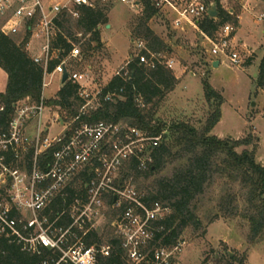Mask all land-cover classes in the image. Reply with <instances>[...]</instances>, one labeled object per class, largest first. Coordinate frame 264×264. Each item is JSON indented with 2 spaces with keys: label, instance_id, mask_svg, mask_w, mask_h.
<instances>
[{
  "label": "built area",
  "instance_id": "2783aa9c",
  "mask_svg": "<svg viewBox=\"0 0 264 264\" xmlns=\"http://www.w3.org/2000/svg\"><path fill=\"white\" fill-rule=\"evenodd\" d=\"M109 1L131 10L141 7L140 0H70V8L46 5L42 0H0V33L8 37L29 33V39L41 42L32 60L43 69L42 87L47 76H57L61 87L65 72L66 82L78 86V97L83 101L75 119L65 123L57 117L52 120L61 128L52 138V127L42 122V98L38 105L28 99L14 104L11 117L0 124V264H103L114 247L104 239L90 245L85 242L90 234H100L99 230L118 241L121 264H177L179 240L171 247L152 245L154 232L162 229L155 224L169 216V208L159 203L147 207L142 195L130 189L133 178L123 179L121 173L132 164L139 173L146 172L161 136L153 137L122 122H81L74 126L102 103L119 99L123 90L101 98L102 89L89 90L93 82L88 72L73 71L66 64L82 58L79 48L72 44L64 54L53 47L57 34L54 19L61 11H68L76 19L78 13L73 8L93 9L96 2ZM149 1L157 11L175 16L172 24L176 30L184 25L196 29L205 18H211V9L217 13L219 8L234 17L233 10H225L221 0H186L182 9L173 0ZM233 1L242 10L248 9L247 0ZM235 32L236 26L227 23L207 41L210 56L217 63L239 68L248 50L243 42L236 41ZM135 47L134 58L139 64L152 67L157 61L172 69V61L161 63L163 55L152 54L143 41L135 42ZM51 63L55 65L48 72ZM121 70L114 76L126 79L127 72L121 74ZM55 146L57 149L47 158L46 152ZM81 178L87 181L81 184ZM77 185L82 186L75 188ZM69 187L75 189L70 201ZM58 201L61 209L54 213Z\"/></svg>",
  "mask_w": 264,
  "mask_h": 264
},
{
  "label": "trees",
  "instance_id": "16d2710c",
  "mask_svg": "<svg viewBox=\"0 0 264 264\" xmlns=\"http://www.w3.org/2000/svg\"><path fill=\"white\" fill-rule=\"evenodd\" d=\"M113 4L112 1L105 4L96 2L93 9L73 8L78 13L76 19L68 11H61L54 19L57 34L53 47L62 49L66 54L73 42L78 43V35L82 38L88 36L91 44L100 46L98 27L106 25L107 13ZM140 5L141 17L133 30V38L146 42V48L150 52L158 53L164 45L147 25L158 11L149 0H140ZM215 19L205 18L198 25L200 32L208 38H213L224 24L229 23L236 27L238 25L234 17L228 16L219 8ZM28 41L29 33L24 35L19 44L0 33V69L7 77L5 91L0 93V124H4L11 117L14 104L28 99L32 104L38 105L41 101L43 69L29 55ZM54 65L55 63L50 64L48 72H51ZM124 72L128 74L126 79L114 76L100 93L102 98L107 93L122 89L120 98L102 103L96 111L80 117L73 124L77 126L81 122H122L146 130L153 137L161 136V144L152 151V163L147 171L139 173L136 165L132 164L125 169L122 177H132L133 183L138 182V179L144 183L150 181L145 193L141 194L142 201L147 207L159 203L170 210L169 216L155 224V227L161 226L162 229L154 232L152 245L171 247L179 240L184 229L200 227L193 203L216 180L223 181L226 186H238L244 203L240 216L248 223L250 239L252 242L264 239V168L255 159L257 138L254 139L248 134L242 140H222L211 135L220 118L221 98L206 81H203V90L205 100L210 103L211 113L200 130L187 123H174L169 126L159 122L151 124L152 121L136 105V100L141 101V106L162 100L177 83L173 73L157 61H153L152 67H147L139 64L136 58L128 61L121 74ZM256 82L260 87L264 85V63L259 66ZM82 105L83 101L78 97V86L70 82L61 85L54 98L44 102L46 108L58 110L57 113L64 123L75 119ZM248 147H251L250 151L246 150ZM240 148L242 150L238 153L236 150ZM56 149L57 146L49 149L45 154L47 158ZM168 167H171L170 174L159 177ZM86 181L81 178V184ZM74 191L72 187L67 188L68 201ZM237 200V196L230 192L220 199L222 206L229 207V212L237 209ZM109 206H112V200L109 201ZM53 208L54 213L59 211L61 203L58 201ZM105 232L92 233L85 242L90 245L104 239L114 247V251L103 264H121L118 241L109 232Z\"/></svg>",
  "mask_w": 264,
  "mask_h": 264
},
{
  "label": "rangeland",
  "instance_id": "374dc122",
  "mask_svg": "<svg viewBox=\"0 0 264 264\" xmlns=\"http://www.w3.org/2000/svg\"><path fill=\"white\" fill-rule=\"evenodd\" d=\"M42 1L46 5L71 7L70 0ZM173 2L181 9L187 4L186 0ZM247 3L248 9L242 10L233 0H221L222 7L232 9L234 17H238L235 38L243 42L248 50L242 55L244 63L239 68L226 63L214 67L212 62L216 60L210 56L208 37L198 27L184 25L182 30L174 29L172 22L175 16L158 11L147 25L162 41L164 48L158 53L163 55L164 60L160 62L172 61L170 71L177 83L162 100L146 106L136 102V105L152 121L151 124L159 122L169 126L187 123L200 130L211 113L203 90V81H206L221 98L220 118L211 135L222 140H242L248 134L257 138L255 159L264 168V85L260 87L256 82L259 66L264 63V0H247ZM141 10V7L131 10L114 3L107 13L106 25L98 27L100 46L91 44L88 36H76L78 43L73 42V45L79 48L82 58L68 60L66 64L73 71L89 73L93 82L89 85L90 91L103 89L115 73L134 59L138 39L134 40L133 30L141 17ZM261 16L262 20H258ZM107 25L109 28L105 29ZM23 37V33L10 36L17 44ZM40 43L39 40L29 39L27 48L28 45L32 47L30 55L38 53ZM144 45L147 43L144 42ZM5 82V73L0 69V91ZM45 83L42 89L44 102L54 98L60 89L57 76H47ZM57 111L45 107L42 112V122L52 127L49 131L51 138L61 131L56 122L52 123L54 118H61ZM241 150L236 151L239 153ZM246 150L250 151L251 147ZM125 169L121 172L122 176ZM170 171L171 167H168L158 176H168ZM120 178L121 174L117 179ZM149 183L138 179V182L130 184V189L137 195H143ZM227 192L237 196L234 212L221 205L220 199ZM193 204L200 227L182 231L180 248L175 255L177 264H264V239L254 242L250 239L248 223L240 216L244 203L238 186H226L223 181L216 180Z\"/></svg>",
  "mask_w": 264,
  "mask_h": 264
},
{
  "label": "water",
  "instance_id": "95a60500",
  "mask_svg": "<svg viewBox=\"0 0 264 264\" xmlns=\"http://www.w3.org/2000/svg\"><path fill=\"white\" fill-rule=\"evenodd\" d=\"M209 17L211 18H215L217 16V13L214 9H211L208 13ZM106 28H109V25L106 26ZM213 66H217V63H214ZM67 81V74L64 72L61 78V84L63 85L64 83H66Z\"/></svg>",
  "mask_w": 264,
  "mask_h": 264
},
{
  "label": "crops",
  "instance_id": "0c3cea01",
  "mask_svg": "<svg viewBox=\"0 0 264 264\" xmlns=\"http://www.w3.org/2000/svg\"><path fill=\"white\" fill-rule=\"evenodd\" d=\"M105 29H107L106 27H105ZM31 46L30 45H28V48H27V50H29L28 51V53L30 52V49H32V47L30 48ZM30 55V54H29ZM37 54H33V55H30L31 57H34V56H36ZM214 63H217L216 61H213L212 62V64H214ZM217 65H218V67L220 66V64L219 63H217ZM172 66H173V63H172ZM5 77H6V75H5ZM177 78V77H176ZM6 81H7V77H6ZM5 87H6V82H5V84H4V86H3V90L2 91H0V93H3L4 91H5Z\"/></svg>",
  "mask_w": 264,
  "mask_h": 264
}]
</instances>
